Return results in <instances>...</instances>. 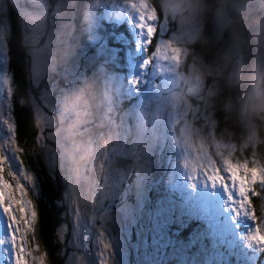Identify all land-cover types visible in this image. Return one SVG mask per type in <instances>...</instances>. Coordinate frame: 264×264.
Here are the masks:
<instances>
[{
  "label": "rangeland",
  "instance_id": "1",
  "mask_svg": "<svg viewBox=\"0 0 264 264\" xmlns=\"http://www.w3.org/2000/svg\"><path fill=\"white\" fill-rule=\"evenodd\" d=\"M9 1L19 14L18 5L29 6L30 10V0ZM220 1L215 0L216 7ZM33 2L48 5L41 24L42 35L37 41L29 42L31 29L26 30L21 21L20 25L24 30L23 43L29 51L32 79L41 74V65H44V78L39 87L32 84L35 90H40V96L34 100L38 138L40 124L53 121L55 127L44 128L43 133L45 136L55 133L61 144L58 158L63 169L50 166L46 157L43 161L46 170L66 184L61 201L65 223L57 230L64 244L65 264H81V253L86 254L87 248L92 264H264V250L247 238L250 234L247 230L255 232L256 229L249 225L243 227V221L248 218L233 212L229 193L222 185H213L202 174L191 170L193 166H207L205 156L211 158L208 152L211 146L216 153L218 150L224 154L235 147L233 160L251 162L255 158L264 162L260 155H252L253 151H259L258 145L264 151L252 119L254 103L262 97L264 89L252 83L255 77L247 73L249 61L261 52L254 43L256 30L250 27L259 15V4L237 0L242 21L239 25L235 23L216 59L208 60L195 48L204 36L209 15L199 0H149V5L158 12V31L145 50L136 28V12L131 7L133 3L138 5L139 0ZM69 3L73 5L70 12L57 7ZM9 16L8 0H0V150L9 159L0 167L4 179L13 187L16 180L9 172L23 171L33 178L31 192L27 179L16 177L26 190L24 198L31 201L36 211L32 197L39 196L40 160L38 156L33 157L37 165L33 168L16 153L18 160L24 162L25 168L21 170L7 145L9 124L14 127V139L16 131L11 103L14 87L8 73L6 50L11 32ZM78 20L83 27L77 36ZM163 25L166 27L161 33L159 27ZM189 32L191 39H184V34ZM162 40H173L174 46L187 48V57H181L184 66L180 71L170 58L165 59L167 53L156 51V45H161L163 51ZM147 60L151 61L149 65ZM238 60L244 69L243 79L240 84L231 78L229 82L232 89L239 84L240 92L231 89L220 111L224 112L225 119L238 114L236 123L244 133L240 142H236L234 132L218 136L216 133L220 131H214L219 123L215 101L225 94L221 81ZM191 65V73L199 74L213 87L206 97L207 120L188 115L192 112L203 117L204 112L196 95L189 99V89L181 84L182 80L184 85L188 84L184 74ZM66 72L74 77L71 84L64 79ZM260 79L264 80V75ZM133 81L139 83L133 85ZM63 91L67 93L60 97ZM45 92L47 100L41 99ZM185 100L190 107L181 109ZM50 103L56 104L55 113L49 111ZM206 127L209 135L204 138ZM185 128L191 135L185 134ZM142 130L149 134V142L141 134ZM208 141L212 143L210 147ZM117 145L120 152L114 150ZM202 146L204 153L199 151ZM39 148L42 150L40 143ZM249 149L250 156L246 157L244 154ZM235 152L240 154L237 156ZM217 157V165L211 158L213 166L219 167L226 177L221 157ZM110 159L116 175L107 191L104 176ZM78 188L82 191L83 204L79 205L82 215L76 220L69 201L78 202L74 193ZM188 189L193 190L194 198L181 195L185 190L189 193ZM13 211L19 216L18 209L14 207ZM37 224L38 216L26 236L25 247L30 252L28 264H47L30 239L35 236ZM185 230L187 240L180 238ZM7 234L6 217L0 209V240ZM0 264H7L6 258L0 256Z\"/></svg>",
  "mask_w": 264,
  "mask_h": 264
},
{
  "label": "snow or ice",
  "instance_id": "2",
  "mask_svg": "<svg viewBox=\"0 0 264 264\" xmlns=\"http://www.w3.org/2000/svg\"><path fill=\"white\" fill-rule=\"evenodd\" d=\"M11 7V5H9ZM20 8V20L24 24L25 29H31V35L29 37V42L37 41L42 35L41 24L44 19V14L47 12L48 5L45 3H35L33 0H30V9L26 5H18ZM58 8L64 7L69 12L72 10L73 5L71 3L67 5H57ZM131 7L136 12V28L140 35V43L142 48L145 50V45L153 41L154 35L158 31L157 20L158 12L154 7L149 5V0H139V4L133 3ZM232 15H235L233 12ZM54 26V25H53ZM166 26H160L159 31L164 32ZM199 29H197L198 31ZM184 39H191V33H185ZM213 41H218L220 39V31L214 28L212 36L210 37ZM161 44L164 45L163 51L161 45H156V51L161 52L162 54L167 53L165 59H169L173 62V66L180 71L182 69L183 61L181 57H187V48L186 47H177L174 46L173 40H162ZM35 58V54H32ZM155 59V58H154ZM151 63L150 60L146 61V65ZM191 67H188L186 74L184 76L188 77V84L184 85V81H181L182 86L189 89V99L196 95L197 100L201 102L204 112L203 117L199 113L189 112L188 115H192L194 119L207 120L209 106L206 100V97L210 95L213 91L212 85L209 86L207 80L201 78L199 74L191 73ZM41 74L34 76L30 81V84H35L37 88L39 83L44 78V65H41ZM64 79L68 81L69 84L72 83L74 77L71 73H64ZM133 85H137L139 81H133ZM67 91L60 92V97L65 95ZM183 95V93H181ZM41 99L47 100V93L45 92ZM35 104V101H32ZM47 107L49 111L55 113L58 109L56 104H48ZM190 107L185 100L181 109ZM179 109V110H181ZM37 111L39 109L37 108ZM39 123V121H38ZM51 126L55 127L53 121L45 120L40 124L41 134L37 139V143L42 144V150L38 155V159L43 160L45 157L48 160L50 166L58 165L63 169V164L58 158V154L61 148L59 137L55 133H50L47 136L44 135L43 129ZM10 139L7 142L9 151H12L13 157L17 160L20 169H24V162L18 160L16 153L21 151L20 148L15 147L14 139V127L9 124L7 128ZM185 134L191 135L187 129H184ZM144 139L149 142V134L141 132ZM45 141L51 143H45ZM115 151L121 150L120 146L117 145L114 149ZM200 152L204 153L206 150L202 146L199 149ZM235 151V147L231 148L227 154L221 153L217 150V155H220L223 172L226 173V177L221 174V169L219 167H214L211 158L205 156L207 160V166H193L191 169L194 174H202L204 178L207 179L213 185L220 184L225 188V191L229 193V201L233 205V212L237 215H245L250 218L251 221L256 220V216L253 214V201L252 197L259 196L264 194V162H258L257 159H252L251 162L248 160H233L232 155ZM137 151L133 152L136 153ZM253 157L257 154L255 151L252 153ZM8 159L6 153L3 150H0V165H3L5 160ZM264 159V157H262ZM9 160V159H8ZM10 164V161H9ZM187 167V165H185ZM3 168L0 167V209H2V214L6 217V227H7V237L0 240V249H3L0 252V256L6 258L7 264H28L27 256L30 255V252L26 249V244L28 243L26 236L29 231L32 230L34 222L37 220V212L32 209L31 201L26 200V190L24 186L16 179L17 176H23L27 179L30 188L28 191L32 192L33 178L29 175H25L23 171H20L16 174L9 172L8 175L12 176L16 180V184L13 187L8 183L3 175ZM116 175L115 169L113 168V160L110 159V163L105 171V189L108 191L110 189V182L113 177ZM121 178H122V174ZM231 185V187L229 186ZM259 189V191H258ZM18 194V195H17ZM19 210V216L15 214L13 208ZM69 207L71 208V214L76 217V220L82 215V210L79 208V203L77 201H69ZM248 240L250 243L254 244L258 249L264 250V232H261L257 229L255 232L251 231L248 235ZM107 247V245H106ZM41 262L43 257L39 258Z\"/></svg>",
  "mask_w": 264,
  "mask_h": 264
},
{
  "label": "trees",
  "instance_id": "3",
  "mask_svg": "<svg viewBox=\"0 0 264 264\" xmlns=\"http://www.w3.org/2000/svg\"><path fill=\"white\" fill-rule=\"evenodd\" d=\"M8 3L9 5H11V7H9L11 32L6 40V50L8 60V73L10 78L12 79V84L14 87L11 103L16 128L15 141L17 147L21 149L19 153L22 156V160L27 166H32L33 168H35L37 165L33 157L38 156L35 154H39L41 150L39 148V143L36 142L39 135V128L36 124V111L32 101L38 99V97L40 96V90H35L33 85L30 84V81L32 80L30 57L28 56L29 51L23 43L24 30L20 25V14L15 10L14 6L9 0ZM213 6L214 8L216 7L215 2ZM159 12L161 13V10H159ZM210 20L211 14L208 15V24L204 36L202 37L201 42L195 46V48L198 49V52L200 54H203L204 57L208 60L216 59L217 54L221 49V47L215 48L210 45ZM82 27L83 23L78 20L77 29L75 31V34L77 36L80 34L79 28ZM233 66L234 64L231 66L230 70L233 69ZM230 72L227 73V75L221 81L222 92L224 91L225 94L221 95L220 100H218L220 104H218V101H215V105L218 106L217 108L214 107V110L217 111L216 116L218 117L219 121V129L217 128V125V127L215 126L214 131H220V133H216V135L218 136H220L221 134L226 136L228 131L234 132L236 136V142H240L244 133H242L240 125L236 123V121L238 122L239 119L238 114L236 116H232L229 119H225L224 112L220 111V109L226 103V97L230 96L229 94H231L229 92H232V87L229 82ZM241 79H243L242 75ZM239 84L238 88L232 89L233 91H235V93L240 92L241 87ZM205 135H207V137L209 135L207 127L203 134L204 138ZM261 135H263V133ZM209 143L210 142L208 141V147H210L209 145H212V143ZM261 147L262 145H258L259 151H257L256 154L257 156L260 155L262 159V157H264V151H262ZM214 149L215 148L211 146L208 152L213 160V163L217 165L218 157ZM250 151L251 149H249L244 155L246 157H249ZM239 154L240 153L235 152V155L238 156ZM262 160L264 161V159ZM37 168V170H39V174L37 176L39 184V196L37 197V195H33L32 200L37 212L38 224L35 228V236L33 237V240L32 237H30V239L39 248V253L40 255L42 254V256H44L47 264H65V256L63 255L64 244L60 242L57 235V230L61 224L65 223V219L62 218L64 211L61 207V201L62 195L66 191V184L59 181V179L54 178L46 170V165L44 164L43 160H40ZM261 195H259L258 203L260 205V208L263 209L260 200ZM200 231L201 227H199L198 232ZM187 232L188 231L185 230L183 232V236H181L180 238L187 240Z\"/></svg>",
  "mask_w": 264,
  "mask_h": 264
},
{
  "label": "water",
  "instance_id": "4",
  "mask_svg": "<svg viewBox=\"0 0 264 264\" xmlns=\"http://www.w3.org/2000/svg\"><path fill=\"white\" fill-rule=\"evenodd\" d=\"M233 12L235 13V15H232ZM238 13L237 0H227V2H225V0H221L219 2L218 6L215 9V13L210 20L211 31L209 42L211 46L220 48L228 40L233 31L234 23L239 24L242 21L243 16ZM214 28L220 31V39L218 41H213L210 38L212 36ZM241 71L242 62L238 60L234 63L233 69L230 72V78L231 80H235L234 83H239ZM261 108H264V90L262 97L254 103V114L257 113ZM2 111H4V109H2ZM74 193L78 198L79 205H82L83 196L81 189H74ZM262 204L264 206V195L262 197ZM262 231L264 232V226L262 228ZM81 264H92L89 248H87L86 254L81 253Z\"/></svg>",
  "mask_w": 264,
  "mask_h": 264
},
{
  "label": "clouds",
  "instance_id": "5",
  "mask_svg": "<svg viewBox=\"0 0 264 264\" xmlns=\"http://www.w3.org/2000/svg\"><path fill=\"white\" fill-rule=\"evenodd\" d=\"M201 6L204 8L205 13H215L214 2L215 0H199ZM227 2V0H225ZM251 3L259 4V15L255 17L250 27L256 30L254 36V43L261 49L260 55L249 61L247 66V73L250 77H255L252 83H258L264 89V80H261V75H264V0H249ZM244 69L242 68V72ZM253 123L257 126V136L261 143H264V108H261L257 113L253 114Z\"/></svg>",
  "mask_w": 264,
  "mask_h": 264
},
{
  "label": "flooded vegetation",
  "instance_id": "6",
  "mask_svg": "<svg viewBox=\"0 0 264 264\" xmlns=\"http://www.w3.org/2000/svg\"><path fill=\"white\" fill-rule=\"evenodd\" d=\"M188 190H189L188 191L189 193H187V190H185V191H183L181 193V195L186 196L187 198L188 197H193L194 198L195 195L192 193L193 190H190V189H188ZM258 191H259V189H258ZM263 195L264 194H262L261 197H260L261 205L262 206H263V204H262V197H263ZM209 199H210V197H209ZM171 200L173 201V194L171 196ZM258 200H259V196L252 197V201H253V209H252V212L256 216V220L255 221H251L250 218L248 216H246L248 219H246L245 222L243 221V227L249 225L250 227H252V229H256V230L259 229L261 232H263L262 231V228H263V225H264V206H263V209H261L260 208V205L258 203ZM211 205L212 204L210 203V206ZM191 206H192V204H191ZM209 213H211V215H213L214 214V211H212L210 209ZM250 230L251 229L247 230V233L248 234L250 233Z\"/></svg>",
  "mask_w": 264,
  "mask_h": 264
},
{
  "label": "bare ground",
  "instance_id": "7",
  "mask_svg": "<svg viewBox=\"0 0 264 264\" xmlns=\"http://www.w3.org/2000/svg\"><path fill=\"white\" fill-rule=\"evenodd\" d=\"M237 6H238V4H237ZM238 12H239V11H238ZM238 14H241V13H238ZM240 23H241V22H240ZM240 23H239V24H240ZM234 25H235V23H234ZM234 25H233V30H234ZM231 34H232V33H231ZM230 36H231V35H230ZM230 36H229V37H230ZM240 80H241V75H240Z\"/></svg>",
  "mask_w": 264,
  "mask_h": 264
}]
</instances>
